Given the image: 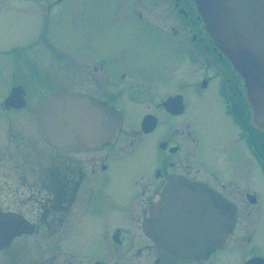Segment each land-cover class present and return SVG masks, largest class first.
I'll return each mask as SVG.
<instances>
[{"label": "flooded vegetation", "instance_id": "flooded-vegetation-1", "mask_svg": "<svg viewBox=\"0 0 264 264\" xmlns=\"http://www.w3.org/2000/svg\"><path fill=\"white\" fill-rule=\"evenodd\" d=\"M65 1L30 10L34 39L2 52L13 56V69L34 75L9 87L23 92L22 109L0 102V211L30 228L12 242L31 235L57 247L66 238L95 240L90 257L66 248L61 264H264V131L253 126L244 80L205 32L194 1L117 0L114 18L71 21L70 32L79 34L123 26L124 43L134 30L157 36L160 67L145 77L127 51L124 59L122 52L70 51L59 19ZM29 89L43 91L36 113H6L30 106ZM55 92L118 111L115 138L100 142L99 122L90 128L93 146L68 151L47 143L39 110ZM146 152L147 164L124 167ZM58 256L37 264H59Z\"/></svg>", "mask_w": 264, "mask_h": 264}, {"label": "water", "instance_id": "water-1", "mask_svg": "<svg viewBox=\"0 0 264 264\" xmlns=\"http://www.w3.org/2000/svg\"><path fill=\"white\" fill-rule=\"evenodd\" d=\"M207 34L244 80L252 107V124L264 131V0H193ZM6 106L24 105L16 90ZM119 115L109 106L70 92L48 95L39 111L40 132L52 146L68 150L93 146L90 128L101 123L100 142L109 141L119 126ZM17 215L0 212V249L28 232Z\"/></svg>", "mask_w": 264, "mask_h": 264}, {"label": "rangeland", "instance_id": "rangeland-1", "mask_svg": "<svg viewBox=\"0 0 264 264\" xmlns=\"http://www.w3.org/2000/svg\"><path fill=\"white\" fill-rule=\"evenodd\" d=\"M52 1L53 0H0V14L6 11V9L9 7L12 8L11 14L0 16V102L2 100L1 97L6 94L7 89H9V86L12 83L15 82L23 84V82H26L30 80L31 77H34V75L30 76L28 74L29 71L24 72V69L20 71L13 69V56L6 55L2 52L6 50H12L13 45H24L34 39L36 34L32 35V26L29 24H31L33 19L37 20V17L34 14H29L28 12L33 10L32 12L37 11L38 13V10H43L46 8V5ZM116 1L117 0H66L63 3L62 7L59 9V13L62 15L59 19H62V22L66 26V32L64 33L63 38L66 41L69 50L72 49L70 51L73 52L77 50L83 51L85 53L88 52L92 57L100 56V53L103 52H112V54H116V52H122L121 56L123 59L129 54V56L135 60L131 68L136 71L137 74L145 77L147 72L150 73L153 71L156 73L160 67V61L154 53V38H158L157 36H152L154 38L150 37L148 40L146 38H141L142 34L134 30L135 34L131 32L128 33L127 43H124L119 38V27L123 26H107L104 27L102 32H99L93 28H91V31H84V34L74 33L72 31L70 32V24L73 20L88 22V20L114 18V16L111 15V11L109 10L114 7L113 3ZM141 1L142 0H140V3ZM122 2L126 1L122 0ZM15 8L23 10L27 9L28 11H26V14L28 16H17L14 13ZM155 12L156 11H154V14ZM120 18L123 20V17ZM80 35H83L81 39L83 40V45L81 46L78 45L79 40H77ZM98 36L101 37L100 43H98L100 38L95 40V37ZM88 40H90V43ZM34 50L35 49L29 53H32ZM126 51L128 54H126ZM25 64L26 61L22 63L23 68ZM118 65L121 67L122 63H118ZM170 69L171 80H173L175 71L178 70H176L172 64ZM183 69L187 71V79H189V67ZM168 74L170 73L168 72ZM27 83L31 87L36 85L35 80L29 81ZM40 95H43V91L36 92V90L29 89L28 99L30 106L22 111L16 110L6 113L10 115L35 114L40 104V102L37 100ZM189 105L192 107L190 113L194 114L195 103L190 102ZM130 121L127 120L126 124L133 127V123ZM208 122L214 123L215 120L213 117H211L208 119ZM129 128L130 127L126 129L127 132ZM124 139L126 140V138ZM147 153L148 152L145 153L146 158H144L145 156H141V154H139V156L134 159L126 160L123 164L124 167L127 166L128 169H133L131 166L140 164L141 159H144L143 163L147 164L149 161ZM121 179H125L123 174ZM127 192H129V190H127ZM74 240L75 239L67 241L66 238L62 241L61 246L57 247V242L59 241L46 240L47 242H45L40 235H31L20 239H15L9 247L0 250V264H37L38 262H47V260L51 259L55 254L59 255L55 258H58L60 260L59 264H61V262H63L67 256H70V254L66 252L68 249L76 253L80 252L81 254L90 257V248L94 246L95 240L91 245H89L90 239H85L81 242ZM30 260L35 262H30ZM65 263L67 264L68 262ZM225 264L232 263L228 261Z\"/></svg>", "mask_w": 264, "mask_h": 264}, {"label": "bare ground", "instance_id": "bare-ground-1", "mask_svg": "<svg viewBox=\"0 0 264 264\" xmlns=\"http://www.w3.org/2000/svg\"><path fill=\"white\" fill-rule=\"evenodd\" d=\"M101 130H102L101 132L103 133V128H101Z\"/></svg>", "mask_w": 264, "mask_h": 264}]
</instances>
